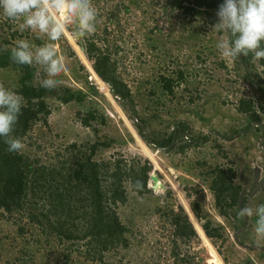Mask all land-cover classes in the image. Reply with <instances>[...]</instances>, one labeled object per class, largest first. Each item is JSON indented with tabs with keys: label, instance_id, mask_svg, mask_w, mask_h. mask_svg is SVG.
<instances>
[{
	"label": "rangeland",
	"instance_id": "1",
	"mask_svg": "<svg viewBox=\"0 0 264 264\" xmlns=\"http://www.w3.org/2000/svg\"><path fill=\"white\" fill-rule=\"evenodd\" d=\"M165 2L92 0L98 13L95 33L78 39L69 29L64 37L54 42V46L65 63V71L57 77L60 84L87 92V98L92 101L101 122H95L93 127L84 125L82 115L78 114L85 110L77 102L62 103L52 96L49 98L52 113L48 125H38L21 141L27 147L26 151L31 153V148L37 144L35 139L44 140L50 156L57 151L68 153L66 144L71 142L87 145L94 140L111 141L109 148L99 152L96 158L122 157L132 162L136 156H144L152 160L150 174L158 176L157 185L149 180L156 186L152 194L140 195L133 190L130 181H126L130 203L119 209L124 220L133 223L135 240L142 239L143 233L146 234L143 240L148 239L151 236L147 238L148 232L155 229L165 242L168 229L160 225L166 216L164 212L171 207L177 209L179 204L188 210L199 240L182 247L185 261L174 262L169 251L161 258L155 253V259L147 253V248L141 247L139 253L132 256L134 261L137 260L135 263L139 259L142 264H264V239L256 236L253 219L256 216L249 218L246 227L235 230L215 207L208 185L211 177L207 176L208 183L204 184L199 176L201 172L206 175L207 170L218 163L239 168L238 172L245 167L254 170L259 166L263 177L264 110L259 105H264V91L244 78V65L239 63L241 58L232 61L221 56L215 47L218 34L214 29L210 28L212 44H215L210 51L206 42L188 37L191 33L188 31L191 27L189 19L184 18L183 13L173 11ZM8 23L13 29L20 30L21 36L17 34L16 40L31 37L34 41L39 38L31 30L22 31L21 21L8 20L0 9L1 36H7ZM39 40L42 44L35 42L34 48L47 42ZM249 64L264 74L260 60H251ZM36 67L39 68L38 81L44 71L42 67ZM181 70L184 79L175 84L174 95L163 93L161 76L165 74L177 79ZM18 73L0 69V83L14 91ZM120 95L128 102L121 100ZM242 97L256 100V109L261 111L262 129L239 138L242 134L233 132V128L248 122V116L238 111ZM182 119L190 128L185 132L184 140L191 141V135H209L207 141L189 145L183 152L169 153L157 151L156 144H149L147 139L151 135L171 132L175 122ZM127 131L132 132V138ZM31 141L33 144L29 145ZM247 176L242 182L250 192L254 177ZM261 187L255 194L248 193L246 206L255 208L264 204V186ZM197 201L201 202L203 213L214 220V224L225 226L220 231L222 236L213 239L206 234L202 221L191 208V203ZM130 205H137L139 210L131 213ZM18 217L12 218L0 212L2 264H10L13 259L11 264L23 262L18 260L25 256L20 251L23 245L17 244L22 241L19 226H28L27 236L31 235L30 230L37 229L33 225L30 229V223H25L27 218ZM206 219L204 217L203 222ZM237 236L245 243L239 244L235 239ZM166 250L169 247L166 246Z\"/></svg>",
	"mask_w": 264,
	"mask_h": 264
},
{
	"label": "trees",
	"instance_id": "2",
	"mask_svg": "<svg viewBox=\"0 0 264 264\" xmlns=\"http://www.w3.org/2000/svg\"><path fill=\"white\" fill-rule=\"evenodd\" d=\"M222 2L223 0H166L165 4L189 19L192 29L188 28L191 32L188 37H196L206 42V45L209 44V50L213 51L211 46L215 44H212L210 28L217 22L215 13ZM7 29V36L0 35V69L19 72L14 91L23 97L21 112L12 134L23 140L28 133L35 131L38 125H48L52 113L49 98L52 96L62 103L77 102L85 110L84 114H78L82 115L84 125L93 127L95 122L100 123V116L93 108L92 101L87 98V92L63 84L52 90L44 89L40 87L39 82L46 77L45 72L37 81L39 68L13 62L11 48L15 45L20 30L13 29L10 23ZM24 39L31 45L35 42L42 44L39 38L34 41L31 37ZM261 46L264 47V42ZM239 58V63L244 65V78L260 91H264V74L249 64L253 60L252 54ZM260 62L264 65V59ZM75 77L79 79L78 76ZM161 78L164 81L163 93L167 92L173 96L175 84L184 79V73L181 70L177 79L165 74ZM259 107L264 110L263 104ZM256 108V100L243 97L239 100L238 111L248 116V122L233 128V132L242 134L239 138L262 129L261 111ZM189 129L186 120H177L171 132L151 135L147 141L149 144L166 147L176 138V145L165 150L166 153L183 152L189 145L207 141L209 135H191V141L184 140V134ZM94 130L98 131L96 128ZM128 136L132 138L130 132ZM35 142L36 147L31 148V153L26 151L27 147L22 152L15 153L7 150V144L0 137V212L12 218L15 215L19 216L18 218H27L28 222L25 223H30V229L32 225L37 228L30 230L31 235L27 236L28 226H19L18 233L22 241L17 244L23 245L20 251L25 256L18 258L23 262L14 261V264H142L139 259L135 263L137 260L132 258L135 253H139L141 247L147 248V253L153 258L155 253L161 258L169 251L174 262L186 260L182 256V247L199 240V234L181 204L177 209L171 207L164 212L166 216L160 225L168 229L165 242L160 235L158 237L159 232L152 229L147 238L151 236L145 239L146 245L143 244L146 234L143 233L142 239H139L136 233L139 240H135L133 223L124 220L119 211L122 206H128L130 200L126 181H130L133 190L138 194H152L153 190L148 184L153 164L148 157L136 156L132 162L122 157L96 158L99 152H104L111 145V141L99 140L87 145L78 142L67 143L68 153L57 151L50 156L46 151L49 148L43 144L44 140L42 142L36 138ZM30 144L33 142H29ZM238 170L239 168L217 163L207 170L206 175L204 172L199 175L204 184L208 183L207 176L211 177L208 185L214 196L215 207L235 230L244 227L245 218L238 215L239 196L245 188L242 181L249 174L251 178L254 177V170H249L248 167L240 170L241 172ZM248 199L249 195L243 203H247ZM130 206L131 213L133 210H139L137 205ZM191 208L202 221V226L210 238L222 236L220 231L225 226L214 224V220L203 213L200 201L191 203ZM204 217L207 218L205 222ZM253 219L256 221L255 217ZM235 239L239 244L245 243L240 236ZM166 246L169 250H166Z\"/></svg>",
	"mask_w": 264,
	"mask_h": 264
},
{
	"label": "clouds",
	"instance_id": "3",
	"mask_svg": "<svg viewBox=\"0 0 264 264\" xmlns=\"http://www.w3.org/2000/svg\"><path fill=\"white\" fill-rule=\"evenodd\" d=\"M0 9L5 17L21 21L22 31L31 30L47 41L34 48L28 40L18 39L11 48L13 62L43 68L46 77L39 83L47 90L60 85L57 77L65 71V63L54 42L64 37L69 29L78 39L96 31L98 13L92 0H0ZM215 15L218 19L211 29L218 34L215 47L223 58L235 61L252 54L253 61L264 59L261 46L264 42V0H223ZM22 103L21 95L0 83V137L9 152L20 153L25 148L21 139L12 134ZM149 184L153 189L151 181ZM238 215L241 218L255 215L256 236L264 239V204L255 208L242 206Z\"/></svg>",
	"mask_w": 264,
	"mask_h": 264
},
{
	"label": "water",
	"instance_id": "4",
	"mask_svg": "<svg viewBox=\"0 0 264 264\" xmlns=\"http://www.w3.org/2000/svg\"><path fill=\"white\" fill-rule=\"evenodd\" d=\"M119 98L125 102H128L122 95L119 96ZM176 143V138H174L173 142L169 145V146H166V147H162V146H158V145H155L156 147V150L157 151H165V150H168V149H171ZM157 177L155 174L151 173L150 174V179L151 181H153L155 184L157 183ZM157 185V184H156ZM264 185V176L262 177V169L259 167V166H256L254 168V182H253V185H252V188L250 190V192H248V189L245 187L242 189L241 193H240V196H239V200H238V207L239 209L242 207V206H246V204H244V199L246 197V195L248 193H250L251 195L252 194H255L260 188L261 186ZM151 187L153 189H155L156 186L154 185H151ZM188 211V210H187ZM189 213V212H188ZM248 218H245V222H244V227L247 226L248 224Z\"/></svg>",
	"mask_w": 264,
	"mask_h": 264
},
{
	"label": "flooded vegetation",
	"instance_id": "5",
	"mask_svg": "<svg viewBox=\"0 0 264 264\" xmlns=\"http://www.w3.org/2000/svg\"><path fill=\"white\" fill-rule=\"evenodd\" d=\"M264 176V175H263ZM253 182H254V180H253ZM253 182H252V184H251V186L253 185ZM246 204V203H245ZM247 205V204H246ZM250 218V217H249ZM249 220V219H248ZM245 221V220H244Z\"/></svg>",
	"mask_w": 264,
	"mask_h": 264
}]
</instances>
